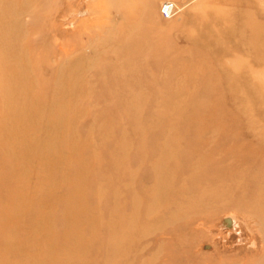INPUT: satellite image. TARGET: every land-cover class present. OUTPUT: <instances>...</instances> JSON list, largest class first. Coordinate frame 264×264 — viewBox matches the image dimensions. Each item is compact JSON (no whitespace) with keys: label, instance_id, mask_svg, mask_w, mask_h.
Segmentation results:
<instances>
[{"label":"rangeland","instance_id":"obj_1","mask_svg":"<svg viewBox=\"0 0 264 264\" xmlns=\"http://www.w3.org/2000/svg\"><path fill=\"white\" fill-rule=\"evenodd\" d=\"M164 1L0 0V264H264V0Z\"/></svg>","mask_w":264,"mask_h":264},{"label":"bare ground","instance_id":"obj_2","mask_svg":"<svg viewBox=\"0 0 264 264\" xmlns=\"http://www.w3.org/2000/svg\"><path fill=\"white\" fill-rule=\"evenodd\" d=\"M153 3H154L153 1H149V2L147 3V6H148L149 8L152 9V7H153ZM82 12H83L84 14H87V13L90 12V10H89V9H86V10H83V11L81 10L80 13H82ZM82 15H83V14H82ZM203 16H204V15H203ZM202 26H203V25H202ZM204 27H205V26H204ZM203 29H204V28H203ZM201 36H202V35H201ZM252 37H253V36H252ZM262 39H263V38H262ZM251 41H252V40H251ZM263 42H264V41H263ZM263 55H264V54H263ZM261 59H262V57H261ZM255 60H256V59H255ZM256 61H257V60H256ZM259 63H260V62H259ZM261 64H262V63H261ZM130 65H131V64H130ZM24 66H25V65H24ZM25 67H26V66H25ZM19 75H20V74H19ZM16 76H17V75H16ZM116 77H117V76H116ZM10 79H11V78H10ZM58 80H59V79H58ZM11 82H12V81H11ZM13 97H14V96H13ZM14 114H15V113H14ZM2 126H5V124H3ZM2 126H1V127H2ZM3 131H4V130H3ZM20 132H21V131H20ZM1 134H2V133H1ZM16 134H17V133H16ZM1 136H2V135H1ZM17 136H18V135H17ZM8 138H9V137H8ZM29 138H30V137H29ZM29 138H28V139H29ZM35 141H36V140H35ZM122 141H123V140H122ZM26 142H27V141H26ZM31 143H32V142H31ZM39 143H40V142L38 141V144H39ZM24 144H25V143H24ZM38 144H37V145H38ZM40 144H41V143H40ZM33 145H34V144H33ZM121 145H122V144H121ZM123 145H124V144H123ZM123 145H122V146H123ZM40 146H41V145H40ZM21 147H22V146H21ZM21 147H20V148H21ZM37 147H39V146H37ZM38 149H39V148H38ZM35 150H36V148H35ZM93 150H95V149H93ZM125 150H126V149H125ZM21 151L23 152L22 149H21ZM33 151H34V149H33ZM127 152H128V151H127ZM20 153H21V152H20ZM100 153H101V152H100ZM125 153H126V152H125ZM193 153H194V152H193ZM22 154H23V153H21L20 155H22ZM26 154H28V153H26ZM23 155H24V154H23ZM23 155H22V156H23ZM126 155H127V154H126ZM206 155H208V154H206ZM42 158H43L42 160H44V157H43V156H42ZM122 158H123V157H122ZM98 159H99V158H98ZM98 159H97V160H98ZM101 159H102V158H101ZM44 161H45V160H44ZM100 161H101V160H100ZM42 163H43V162H42ZM114 163H115V162H114ZM43 164H44V163H43ZM98 164H99V163H98ZM100 165H101V164H100ZM139 165H140V164H139ZM195 165H197L196 167H197V168L199 169V171H200L201 166H200L198 163H194V166H195ZM121 166H122V165H121ZM123 166H124V165H123ZM119 167H120V165H119ZM27 169H28V168H27ZM139 169H140V168H139ZM126 170H127V169H126ZM123 171H125V170H123ZM138 171H139V170H138ZM203 171H204V170H203ZM203 171H201V172H203ZM27 174H28V173H27ZM137 174H138V173H137ZM172 174H173V173H172ZM199 174H200V173H199ZM5 175H7V174H5ZM157 176H158V175H157ZM202 176H203V175H202ZM4 177H5V176H4ZM24 177H25V175H24ZM111 182H112V181H111ZM133 182H134V181H133ZM130 183H132V181H131ZM128 184H129V183H128ZM153 184H154V183H153ZM155 184H156V183H155ZM155 184H154V185H155ZM3 187H4V186H3ZM148 187H149V186H148ZM153 187H154V186H153ZM7 188H8V187H7ZM118 188H119V187H118ZM102 190L105 191V189H102ZM50 191H51V190H50ZM100 191H101V190H100ZM151 191H153V190H151ZM165 191H166V190H165ZM46 192H47V191H46ZM98 192H99V191H98ZM103 193H104V192H103ZM105 193H106V192H105ZM105 193H104V195H105ZM135 193H136V191H135ZM152 193H153V192H152ZM119 194H122V193H119ZM8 195H9V194H8ZM151 195H153V194H151ZM166 195H167V194H166ZM120 196H121V195H120ZM43 197H44V196H43ZM135 197H136V195H135ZM137 197H139V195H138ZM7 198H8V197H7ZM41 198H42V197H41ZM141 198H142V197L140 196L139 199H141ZM166 198H167V197H166ZM0 199H1V198H0ZM8 199H9V198H8ZM10 199H12V198H10ZM43 199H44V198H43ZM135 199H136V198H135ZM158 199H159V198H158ZM155 200H156V199H155ZM141 201H142V200H140V202H141ZM156 201L158 202V200H156ZM156 201H155V202H152L154 205L151 204V206H152V205L155 206ZM135 202H136V201H135ZM164 202H165V201H164ZM159 203H160V202H159ZM33 204H34V203H33ZM136 204H137V203H136ZM156 204H158V203H156ZM121 205H123V204H120V206H121ZM134 205H135V204H134ZM138 205H139V204H138ZM141 205H142V203H141ZM31 206H32V205H31ZM114 206H115V205H114ZM118 206H119V201H118ZM136 206H137V205H136ZM139 206H140V205H139ZM148 206H149V205H148ZM158 206H159V205H158ZM153 208H154V207H153ZM153 208H152V210H153ZM136 209H137V207H136ZM149 209H151V208H149ZM149 209H148V210H149ZM133 210H134V209H133ZM137 210H138V209H137ZM149 211H150V210H149ZM135 213H137V212H135ZM123 215H124V214H123ZM126 215H127V214H126ZM124 216H125V215H124ZM234 216H235V215H234ZM76 217H77V216H76ZM103 217H104V216H103ZM109 217H110V216H109ZM111 217H112V216H111ZM111 217H110V218H111ZM135 217H136V216H135ZM147 217H148V216H147ZM232 217H233V216H232ZM232 217L230 216V217H228V219H229V220H230V218L233 219L234 217H233V218H232ZM120 218H121V217H120ZM72 219H73V217H72ZM122 219H123V217H122ZM122 219H120L119 221H122ZM234 219H235V218H234ZM234 219H233V220H234ZM43 220H44V219H43ZM70 220H71V219H70ZM73 220H74V219H73ZM133 220H134V219H133ZM224 220H225V219H224ZM102 221H103V219L101 220V222H102ZM108 221H109V220H108ZM111 221H112V220H110V223H111ZM113 221H114V219H113ZM113 221H112V223H113ZM119 221H117V222L115 221V222L118 223ZM135 221H136V220H135ZM148 221H149V220H148ZM123 222H124V221H123ZM133 222H134V221H133ZM224 222H226V221H224ZM229 222H230V221H229ZM235 222H236V221L234 220V223H235ZM69 223H70V222H69ZM121 223H122V222H121ZM243 223H244V222H243ZM225 224H226V223H224V225H225ZM231 224H232V223H231ZM231 224H230V225H231ZM244 224H245V223H244ZM102 225H104V223H103ZM109 225H110V224H109ZM121 225H122V224H121ZM110 228H111V226H110ZM111 239H112V238H111ZM115 244H116V241H115ZM110 245H112V244H110ZM202 249H203V248H202ZM114 250H115V249H114ZM117 251H118V250H117ZM112 254H113V253H112ZM115 254H116V253H115ZM111 256H112V255H111Z\"/></svg>","mask_w":264,"mask_h":264},{"label":"built area","instance_id":"obj_3","mask_svg":"<svg viewBox=\"0 0 264 264\" xmlns=\"http://www.w3.org/2000/svg\"><path fill=\"white\" fill-rule=\"evenodd\" d=\"M179 10L178 4L173 0H166L161 4L160 11L164 18H171Z\"/></svg>","mask_w":264,"mask_h":264}]
</instances>
